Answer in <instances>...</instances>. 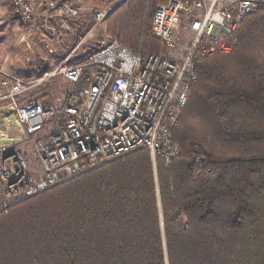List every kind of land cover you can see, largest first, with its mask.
<instances>
[{"label":"trees","instance_id":"trees-1","mask_svg":"<svg viewBox=\"0 0 264 264\" xmlns=\"http://www.w3.org/2000/svg\"><path fill=\"white\" fill-rule=\"evenodd\" d=\"M169 1L125 0L103 22L109 41L166 53L151 28ZM227 41L230 55L194 61L177 157L139 150L4 208L0 264H264V9Z\"/></svg>","mask_w":264,"mask_h":264},{"label":"built area","instance_id":"built-area-1","mask_svg":"<svg viewBox=\"0 0 264 264\" xmlns=\"http://www.w3.org/2000/svg\"><path fill=\"white\" fill-rule=\"evenodd\" d=\"M9 3L11 18L36 23L32 0ZM263 9L264 0H170L156 9L151 30L173 53L182 47L177 34L180 16L194 19L195 38L183 56L154 54L141 59L112 40L86 59L71 63L74 50L53 69L29 77L0 69V104H7L23 128L20 148H0V193L6 204L33 198L139 150H149L153 164L157 159L170 163L180 151L172 133L196 80L194 61L230 55L233 45L227 37ZM113 10H98L95 25ZM61 12L73 18L80 10L64 4ZM89 68L94 69L92 83L79 91ZM53 81L72 87L61 105L31 99Z\"/></svg>","mask_w":264,"mask_h":264},{"label":"rangeland","instance_id":"rangeland-1","mask_svg":"<svg viewBox=\"0 0 264 264\" xmlns=\"http://www.w3.org/2000/svg\"><path fill=\"white\" fill-rule=\"evenodd\" d=\"M32 1L36 23L27 25L9 16V0H0V62H7V68L0 66V69L11 76L29 77L33 74L31 71L34 72L36 68H50L62 58L63 50L67 49L68 52L71 50L68 54L75 50V61L86 59L109 41L105 34L106 22L97 26L93 24L96 12L109 7L115 9L125 0H103V7L90 6L86 4L87 0ZM182 1L194 3L195 0ZM64 4L78 8L79 15L73 18L63 16L61 8ZM193 21L191 17L181 15L177 34L179 45L182 47L173 53L166 49V53L161 51L158 55L183 56L195 38L191 29ZM216 32L215 30L214 33ZM51 50L54 51L53 54ZM71 90L72 87L68 83L53 81L41 91H35L30 97L38 102L59 106ZM5 111L7 112H0V147L12 146L23 139V128L18 123L16 114L6 116V113L11 111L9 107ZM9 132L10 136L11 132L15 134L13 140L12 136L4 137ZM34 167L40 169V165Z\"/></svg>","mask_w":264,"mask_h":264},{"label":"crops","instance_id":"crops-1","mask_svg":"<svg viewBox=\"0 0 264 264\" xmlns=\"http://www.w3.org/2000/svg\"><path fill=\"white\" fill-rule=\"evenodd\" d=\"M55 2V1H54ZM49 14V13H48ZM50 15V14H49ZM71 33V32H70ZM71 51V50H70ZM69 51V52H70ZM51 52H52V54H53V50H51ZM67 52V53H66ZM68 49L67 50H63V53L61 54V56H62V58L64 57V56H66L67 57V55H68ZM75 56V55H74ZM72 57V62H74L75 61V57ZM65 57V58H66ZM61 58V59H62ZM59 60L58 62H56L52 67H50V68H48V66H45V67H42V68H36L35 70H34V72L33 71H31V73H33L32 75H36V74H38V73H40L41 71H43V70H50V69H53L60 61H62V60ZM58 60V59H57ZM78 60H76L75 62H77ZM5 63V65H3ZM51 65V64H50ZM0 66H3V67H5V69L7 68V62L5 61V62H3V63H1L0 62ZM8 108V106H7V104L5 103V104H0V112H7V111H5L6 109ZM6 137H9L10 136V132L9 133H6ZM22 135H23V131H22ZM12 136V137H11ZM11 139L13 140V137L15 136V134L13 133V132H11ZM5 137V136H4ZM22 141H23V139L21 140V141H19V142H17L16 144H14V145H12V146H9V147H0V148H8V149H11V148H20L21 147V145H22ZM6 207H8V205L6 204V199H5V197H4V195L2 194V193H0V211L1 210H3L4 208H6Z\"/></svg>","mask_w":264,"mask_h":264},{"label":"water","instance_id":"water-1","mask_svg":"<svg viewBox=\"0 0 264 264\" xmlns=\"http://www.w3.org/2000/svg\"><path fill=\"white\" fill-rule=\"evenodd\" d=\"M13 114V111H10L9 113H6V116H10Z\"/></svg>","mask_w":264,"mask_h":264}]
</instances>
